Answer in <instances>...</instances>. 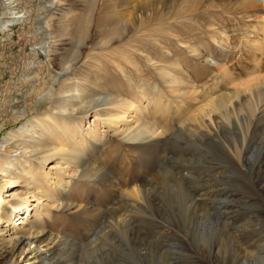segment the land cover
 Returning <instances> with one entry per match:
<instances>
[{
    "label": "rangeland",
    "instance_id": "374dc122",
    "mask_svg": "<svg viewBox=\"0 0 264 264\" xmlns=\"http://www.w3.org/2000/svg\"><path fill=\"white\" fill-rule=\"evenodd\" d=\"M139 2L127 8L139 27L133 56L156 46L163 77L132 70L119 84L130 99L151 98L149 131L108 135L92 158L102 167L90 177L62 173L63 161L49 157L46 186L59 176L72 182L55 207L31 196L37 188L27 194L44 211L35 218L29 209L28 217L42 218L51 238L63 236L59 264H264V2ZM83 3L0 0V139L62 100L69 70L51 98L42 93L75 50L65 20ZM9 9L22 16L6 27ZM78 48L81 57L92 49ZM92 120L88 114L85 126ZM36 131L28 126L27 144Z\"/></svg>",
    "mask_w": 264,
    "mask_h": 264
},
{
    "label": "bare ground",
    "instance_id": "6f19581e",
    "mask_svg": "<svg viewBox=\"0 0 264 264\" xmlns=\"http://www.w3.org/2000/svg\"><path fill=\"white\" fill-rule=\"evenodd\" d=\"M145 1L140 0L137 7ZM171 1L151 0V3L176 4V0ZM128 5L129 0H84L81 12L65 20L66 28L69 26L71 30L68 40L75 50L50 77L42 93V98H51L54 83L69 70L66 72L69 76L64 77L72 81L66 86L62 100L48 107L47 113L38 115L29 124L22 123L18 130L0 139V264H59L58 255L66 244L63 236L58 234L51 238L42 218L41 222L33 224L28 217L31 211L35 218L44 211L32 209L27 194L37 188L38 195L31 196L43 197L44 206L55 207L62 204L56 194L66 192L72 182L59 176L46 186L50 170L44 167L49 157L63 161L65 165L56 168L62 173L71 170L90 177L102 167L92 158L108 135L138 137L150 129L144 113L151 98L142 92L134 95V99L124 96L119 80L127 79L132 70L138 75L154 74L161 80L164 60L158 56L156 46L152 53L133 56L132 36L139 27L132 23ZM222 10L227 11L225 6ZM8 13L11 15L3 22L6 27L21 19L22 15L15 14L14 10L9 9ZM218 17L225 18L224 15ZM214 23L213 20L208 26ZM155 34L160 35L158 30ZM39 45L44 51L48 49L43 47L45 42ZM79 45L92 49L81 57L83 49L78 48ZM79 61L81 68L77 65ZM141 65L145 68L141 69ZM88 114H92L93 120L85 126ZM28 126L37 128L34 145L26 143ZM36 165L40 170L35 169ZM14 216L17 218L10 224ZM19 224H22L20 229Z\"/></svg>",
    "mask_w": 264,
    "mask_h": 264
}]
</instances>
